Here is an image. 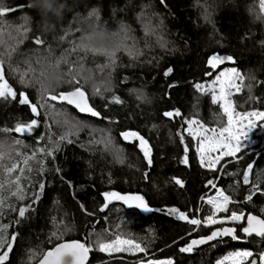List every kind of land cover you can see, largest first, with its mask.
I'll return each instance as SVG.
<instances>
[{
  "label": "trees",
  "instance_id": "trees-1",
  "mask_svg": "<svg viewBox=\"0 0 264 264\" xmlns=\"http://www.w3.org/2000/svg\"><path fill=\"white\" fill-rule=\"evenodd\" d=\"M6 2L19 10L0 21V61L17 98H0V181L7 183L23 168L21 184L26 194L24 200H18L7 190L3 192L7 198L0 210V225H9L5 237L17 234L6 264H38L43 253L56 244L74 240L91 246L90 264H131L130 260L148 259L216 264L233 251H264V238L246 239L240 224H229L225 226L237 228L240 241L225 238L192 253L180 252L191 239L222 226L195 228L167 214L168 208L175 207L203 219L210 206L201 197L211 190L207 182L214 180L236 201L229 205V212L264 218V191H256L251 201L245 199L253 192L256 180L264 190V135L254 136L260 139L257 153L228 160L217 171L200 165L196 141L186 133L184 143L189 150L185 165L180 140L187 119L196 118L207 127L226 122L211 93L194 87L208 82L223 67L232 66L244 76L241 94L235 97L237 110H264V12L260 0H31L32 7L28 6L30 0ZM49 23H55L54 32L45 30ZM36 38L44 44H35ZM109 40H113V48L119 45L114 56L103 54L102 47L110 46ZM213 54L230 55L235 63L226 61L211 69L207 61ZM54 59L62 62L57 64ZM73 68L75 71H69ZM169 68L172 71L166 75ZM87 69L98 81L95 89L81 78ZM209 72L211 75H206ZM22 76L27 84L20 82ZM50 76L58 78L51 90L47 84ZM77 77L79 85L70 82ZM78 86L87 92L100 117L54 101L47 104L58 111L41 109L45 103L43 87L59 93ZM98 88L100 94L95 92ZM21 93L37 104L39 117L31 112L30 104L19 103ZM114 96L122 103H113ZM173 110L182 115L173 119L163 115ZM63 114L83 127L71 130ZM32 119H38L39 126L26 136L4 131ZM127 130L138 131L148 140L150 167L138 142L123 140L121 133ZM61 136L67 139L61 141ZM41 148L46 153L55 152L41 154ZM114 149H119L118 155ZM33 156L25 166L24 158ZM255 162V181L246 187L243 172ZM13 163L18 167L9 176L6 168ZM175 179L183 181V186ZM105 192L141 195L154 210L145 212L113 200L102 211ZM37 195L39 199L33 204ZM25 205L31 207L20 218L12 209ZM116 234L140 243L147 254L127 258L100 252L95 244L98 236L110 241Z\"/></svg>",
  "mask_w": 264,
  "mask_h": 264
},
{
  "label": "snow or ice",
  "instance_id": "snow-or-ice-1",
  "mask_svg": "<svg viewBox=\"0 0 264 264\" xmlns=\"http://www.w3.org/2000/svg\"><path fill=\"white\" fill-rule=\"evenodd\" d=\"M164 0H161L163 3ZM22 7V6H21ZM260 7L264 9V0H260ZM18 8H13L8 6L6 0H0V21L3 18L13 12L18 11ZM37 45H43L44 41L40 38H36L34 41ZM119 45H115L112 51L105 50L104 55L114 56L115 49ZM95 51V50H93ZM131 54V53H130ZM57 64H60L61 59H54ZM225 61L235 63L232 56H220L218 54H213L207 61L208 66L211 69H216L220 64ZM65 62V61H64ZM66 63V62H65ZM69 71H75V68ZM172 69L169 68L168 72L171 73ZM27 75V73H25ZM206 75H211V73H206ZM43 78V73L40 74ZM239 81V82H238ZM244 76L236 69L231 68L227 71H222L215 76L214 80L210 85H205L202 83H197L194 85L195 89L201 93H211L212 102L214 104H219L223 115L226 117V122L222 126L207 127L200 120L196 118L187 119L185 121L186 127L180 133L181 143L184 145V157L183 163L188 164V145L184 143V134L192 137L196 141L195 151L198 154L199 163L202 167L217 171L218 166L221 165V161L225 157H232L239 160L241 157L238 156L243 149L248 147V142L252 140V133L259 129H264V110L253 109L250 111H237L234 101L231 100V96L235 93H240L242 91ZM22 84H27L28 81L21 77ZM77 85L80 84V79L77 77L70 81ZM250 90V88H249ZM96 94H100V89L98 88ZM21 99L19 103L22 105L30 104L31 112L34 116L39 117L41 115L39 108L36 103H32L29 97L25 93H21ZM0 98L12 99L17 98V92L9 84L8 80L4 75L3 61H0ZM41 98L44 100L45 104L48 101L67 103L68 105L75 106L80 113L90 114L93 117H100L101 113L97 111L90 103L87 92L83 87H75L71 91H61L59 93H54L49 91L48 88L43 87L41 91ZM113 103H122L118 96L112 98ZM43 106V105H41ZM54 107V105H53ZM163 115L169 119L181 116L179 110L166 111ZM68 127L77 131L79 128L83 127L78 121L65 120ZM39 126L38 119H32L27 123H18L12 129H4V131H14L17 134L25 135L32 133L35 127ZM124 141L130 143L138 142V147L142 151L143 156L147 160L149 167L152 165V149L149 142L140 132L135 130H127L121 133ZM66 136H61L60 140H66ZM68 142L72 141L68 139ZM16 144H20V141H15ZM110 144V139L106 142V146ZM117 155L119 154V149L113 150ZM41 154L53 155L55 149L51 152H45L44 148L39 149ZM33 157H25L24 164L28 165V160ZM122 162V161H121ZM231 162V161H229ZM18 165L13 163L10 167L6 168V172L9 176L11 173L15 172ZM254 165L252 163L248 164L242 175V183L248 185L251 183L250 177L253 172ZM31 170V169H29ZM59 171V169H57ZM24 174V169L21 168L18 175L14 179H8L7 183L0 181V210L5 206L6 196L3 195L4 190L8 191V194L15 197L18 200L25 199L24 186L21 184V177ZM147 176V172H145ZM175 183L183 186V181L175 179ZM239 183V181L237 182ZM261 181L257 180L253 184V192L246 196L247 201L253 199V195L256 191H264L260 188ZM207 186L215 190L214 195H208L201 197V199L210 206V212L203 219L198 216L190 217L187 213L182 212L178 208H168L167 214L174 215L178 220H182L199 228L201 226L212 228L214 225H229V224H240V232L246 237H252L253 235L264 238V218H260L258 215L248 214L245 216L243 211L232 210L229 212V205L236 203L232 197L226 194L223 188H218L214 180H209ZM12 188L15 190L12 191ZM44 185H39L40 192H43ZM106 203L102 207V211L108 208V205L113 201H122L129 207L139 208L145 212H151L154 209L149 207L144 197L141 195H121L118 192H105L103 193ZM39 199L37 195L33 200V204ZM9 207H11L9 205ZM30 205H25L19 207L18 209H12L16 211L20 218H24L26 213L30 209ZM157 211H160L157 209ZM221 213H228V215L222 216ZM9 227V225H0V264H6L9 259V254L12 252L17 234H12L10 238L4 236V232ZM195 230V229H194ZM53 236L60 240L61 236L56 232H53ZM224 238H230L233 241H240L241 236L237 234V228L234 226H223L218 228H213L209 234L205 236H200L198 238L191 239L187 242L185 246L179 249L183 253H192L196 248L202 245H210L213 241H222ZM96 247L100 252L112 254L119 252H128L131 254L145 253L147 254V249L143 247L140 243L132 239H125L120 234H116L114 239L110 241H104L103 239L97 238L95 241ZM215 247V245H211ZM92 251L91 246L87 242H82L80 240H74L70 242H61L56 244L53 248L43 253L42 258L39 260V264H86L89 252ZM35 255V253H33ZM256 257V258H254ZM264 264V251H260L258 254H254L251 250H241L234 251L224 256L222 259L216 261V264ZM138 264H174L172 259L164 260H154L148 259L147 261L141 260Z\"/></svg>",
  "mask_w": 264,
  "mask_h": 264
},
{
  "label": "rangeland",
  "instance_id": "rangeland-1",
  "mask_svg": "<svg viewBox=\"0 0 264 264\" xmlns=\"http://www.w3.org/2000/svg\"><path fill=\"white\" fill-rule=\"evenodd\" d=\"M263 12H264V9H263ZM102 48H104L105 50H108V51H112L113 50V47L112 46H106V47H102ZM101 49V48H100ZM100 49H97L98 51L100 50ZM96 50V52H98ZM224 63H226V61L224 62ZM223 63V64H224ZM231 68H234V67H232V66H227V67H223L218 73H215L214 74V76L208 81V82H206V83H204L206 86L207 85H210L211 84V82L214 80V78H215V76L216 75H218L220 72H222V71H227L228 69H231ZM241 73V72H240ZM239 82V81H238ZM241 94V92L240 93H235V94H233L232 96H231V100L232 101H234V103H235V97L236 96H238V95H240ZM42 105L43 106H41V109L45 112V111H48L47 109H51L52 111H58V110H56L54 107L52 108L51 106H50V104H45V103H42ZM235 105H236V103H235ZM237 111H239V110H237ZM250 111V110H249ZM65 113V112H64ZM62 118L63 119H67V120H69V118L66 116V115H62ZM260 136V135H264V129H257V130H255L253 133H252V140L251 141H249L248 142V147L246 148V149H243L240 153H238V156L239 157H241V158H244L246 155H248V154H253V153H257L259 150H255V147L260 143V139L259 138H255L254 136ZM264 147V146H263ZM240 158V159H241ZM231 159H233V160H235V161H237V159H234V158H232V157H225L224 158V160H222L221 161V164H225L228 160H231ZM239 159V160H240ZM218 169H219V166H218ZM217 169V170H218ZM220 170V169H219ZM260 176V175H259ZM261 179H263V176H261ZM255 181V177H254V175H253V179H252V181H251V185L253 184V182ZM257 181V180H256ZM214 193H215V190L214 189H211L210 190V192L207 194V196L208 195H214ZM128 206V205H127ZM215 226H218V225H214V226H212V227H215ZM222 226V225H221ZM223 226H225V225H223ZM222 226V227H223ZM237 251H241V250H237ZM234 252V251H233ZM102 253H104V252H102ZM105 255H107V256H116V255H120V256H125V257H135V256H137L138 254H140L139 252L138 253H136V254H131V253H128V252H119V253H112V254H108V253H104ZM138 262L139 261H135V260H130V263L131 264H138Z\"/></svg>",
  "mask_w": 264,
  "mask_h": 264
},
{
  "label": "clouds",
  "instance_id": "clouds-1",
  "mask_svg": "<svg viewBox=\"0 0 264 264\" xmlns=\"http://www.w3.org/2000/svg\"><path fill=\"white\" fill-rule=\"evenodd\" d=\"M28 6L32 7L31 0H30V3H29ZM45 30L48 31V32H54L56 30L55 23L47 24ZM108 43L111 46L112 43H113V40H109ZM81 78L85 82L86 86H89V87H91L93 89H95L98 86V81L95 79V75H94V73H93V71L91 69L85 70V73L81 74ZM57 79L58 78L56 76H50L48 78L47 84H48V87H49L50 90L54 86V84L57 82Z\"/></svg>",
  "mask_w": 264,
  "mask_h": 264
},
{
  "label": "water",
  "instance_id": "water-1",
  "mask_svg": "<svg viewBox=\"0 0 264 264\" xmlns=\"http://www.w3.org/2000/svg\"><path fill=\"white\" fill-rule=\"evenodd\" d=\"M99 1H108V0H99ZM109 1H121V0H109ZM4 75H5V72H4ZM5 78H6V76H5ZM89 103H90V101H89ZM64 104H66V105H68L66 102L64 103ZM91 104V103H90ZM69 107H71V108H73V109H75V110H78V109H76L75 108V106H73V105H68ZM27 134H25V135H22V136H26ZM126 142H128V141H126ZM254 165V167H253V172H252V174H251V177H250V180L252 181V179H253V174H254V170H255V167H256V162L253 164ZM246 187H250L251 186V183L250 184H248V185H245ZM261 218V217H260ZM242 235L244 236V234L242 233ZM246 239H249V238H252V237H256V238H259V239H261L260 237H257V236H255V235H253L252 237H246V236H244ZM225 239V238H224ZM67 242H70V241H67ZM214 242H216V241H213V242H211V243H214ZM203 246V245H202ZM201 247V246H200ZM200 247H198V248H200ZM91 259H92V253H91V251L89 252V254H88V259H87V261H86V264H90L91 263ZM39 264V263H38Z\"/></svg>",
  "mask_w": 264,
  "mask_h": 264
}]
</instances>
